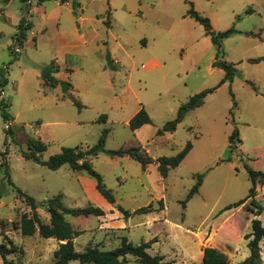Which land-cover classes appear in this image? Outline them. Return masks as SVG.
Wrapping results in <instances>:
<instances>
[{
  "label": "rangeland",
  "instance_id": "374dc122",
  "mask_svg": "<svg viewBox=\"0 0 264 264\" xmlns=\"http://www.w3.org/2000/svg\"><path fill=\"white\" fill-rule=\"evenodd\" d=\"M192 7L210 19L216 34L236 30L221 41L219 54L205 26L189 16ZM79 18L86 20L82 39L75 32ZM22 21L32 28L21 42ZM260 58L264 0H0V74L8 81L0 103L4 99L11 115L6 122L0 105V245L7 247V261L52 264L60 245L38 232L22 235L21 218L31 217L32 209L18 188L39 203L45 224L51 219L46 202L60 194L66 208L92 205L106 212L105 218L65 215L81 232L74 241L78 252L111 251L127 239L151 243L149 253L164 257L163 264H202L210 248L226 254L228 264L245 261L252 221L264 226V210L257 215L258 207L264 209V184H257V205L249 200L224 210L248 198L249 169L264 174V60L250 62ZM56 60L62 66L53 86L42 73L57 68ZM216 61L233 65L232 81L222 83L226 71ZM64 83L71 84V95ZM208 90L213 92L204 104L186 114L174 133L158 135L182 105ZM143 108L151 123L132 131L129 122ZM106 129L107 150L141 146L155 160L144 169L129 157L92 159L115 205L88 172L69 165L52 171L24 157L30 140L47 145L42 161L65 148L87 151ZM235 131L241 143L236 138L231 144ZM189 142L191 152L164 178L157 160L177 156ZM199 176V193L184 205ZM150 205V212L128 219L118 209L133 213ZM260 246L264 264V242ZM126 262L139 264L133 257ZM0 264H6L1 255Z\"/></svg>",
  "mask_w": 264,
  "mask_h": 264
},
{
  "label": "trees",
  "instance_id": "16d2710c",
  "mask_svg": "<svg viewBox=\"0 0 264 264\" xmlns=\"http://www.w3.org/2000/svg\"><path fill=\"white\" fill-rule=\"evenodd\" d=\"M25 2L33 1V0H24ZM40 4L45 2L46 0H37ZM68 0H64L63 2H67ZM189 16L204 25L206 28L207 35L212 37L213 43L218 48V54L221 50V41L232 34L236 33L234 28L216 34L213 31V27L211 21L207 17H203L199 15L194 8L192 7L189 10ZM20 26L23 27L21 32V42L24 41L26 37V32L32 28L30 23H26L22 21ZM25 26V27H24ZM264 59H252L250 62L259 63ZM215 67H219L226 71V76L222 83L227 82L228 80H233L234 67L233 65L228 64L227 62H218L214 63ZM58 70L53 66H49L42 73V78L47 82L49 81L53 86L59 84V80L56 79L53 75L57 73ZM1 75L0 81V97H2V92L8 81L4 79L3 73ZM67 86L68 83H64ZM67 88V87H66ZM253 88L257 91V88L253 85ZM213 90L204 91L200 94L193 96L190 101L181 106L178 112V116L175 120L167 123L162 130L158 131V135L162 136L166 133H174L178 125L184 120L186 114L190 111L201 107L204 104V100L209 93H212ZM264 96V95H263ZM4 99H1L0 105L2 106L1 114L6 122L11 120V115L7 111V106L3 103ZM77 105L81 107V105L77 102ZM105 117V116H104ZM151 123V117L146 111V109H141L129 122V127L132 131H137L141 129L143 126ZM109 131L106 129L103 135L100 138L99 143L93 148L88 149L87 151H83L80 148L72 149L65 148L62 153L51 157L48 161H42L41 156L47 150V145L37 140H30L29 147L30 153L24 154V157L28 160H32L37 164H41L52 171L59 170L64 165H69L70 168L74 172H82L86 171L95 178L98 182L97 189L100 194L111 204H116V198L112 194L110 190L107 189L104 184V179L102 175H100L97 171L94 170L92 165V159L97 158L100 154H106L111 158H123L129 157L142 165L144 169L150 164H153L155 160L147 155L142 149L141 146L132 147L128 149H120V150H107L106 149V141L107 135ZM238 139V142L241 143L238 138V133L235 131L230 137L231 144ZM193 149V144L189 142L183 151H181L175 157H163L157 160L159 166L158 170L161 175L165 178L168 176L169 172L172 169L179 167L188 154ZM1 167L6 169V176L8 177L9 183L14 185L11 180L10 173L8 171V165L5 162L1 163ZM250 179L252 182V188L250 190V194L247 199L240 201L238 203L232 204L228 206L224 211L232 210L234 208L241 207L250 200V204H256L257 201L255 199L257 192V184H264V174L261 172H255L251 169L248 170ZM204 180V176H199L197 178L196 185L190 191L187 200L184 202L186 205L187 201H189L194 195L198 194L200 191V187L202 186ZM18 193L23 197L27 205L32 209L31 217L27 214L23 215L20 223V230L24 237H33L37 232L44 239H56L60 242L58 249L54 253L55 261L52 264H70L72 262H79L80 264H127L126 259L128 257L135 258L139 264H163L164 257L156 255L153 256L149 253V249L151 248V243H142L141 245H134L129 242L127 239L122 241V244L111 251H102L98 247H88L84 252H78L75 248V239L81 235V232L75 230L71 224H69L65 215H73L76 217L80 216H96V217H105L106 212L99 207L89 206L84 209H69L66 208L62 202L63 195L60 194L56 196L54 199L46 202L47 211L50 214V223L45 224L42 222L41 218L38 214V209L40 208L39 203L31 196L23 192L21 189H17ZM4 196V189H0V199ZM118 209L125 215L128 219L132 215L135 214H143L148 213L152 210V205L136 210L135 212H130L128 210H124L121 206H118ZM264 209L262 207H258L257 215H260ZM253 211V210H250ZM253 232L250 236L246 238L249 239L248 247L250 250V256L243 262L239 264H263L262 261V251L260 244L264 242V226L263 223L259 219H254L252 221ZM7 247L2 244L0 245V255L6 264H15L14 262L7 261ZM228 256L222 253L217 248H210L204 251L202 264H228Z\"/></svg>",
  "mask_w": 264,
  "mask_h": 264
},
{
  "label": "crops",
  "instance_id": "0c3cea01",
  "mask_svg": "<svg viewBox=\"0 0 264 264\" xmlns=\"http://www.w3.org/2000/svg\"><path fill=\"white\" fill-rule=\"evenodd\" d=\"M32 2L33 1H29V2H27L28 4H32ZM39 9V8H38ZM37 9V10H38ZM32 12H33V9L31 10ZM53 16H55V13H51L50 14V18H53ZM78 21L79 22H83L82 24H79V27L75 30V32H76V34L78 35V37H79V39H82V38H84V36H85V34H83L81 31H82V28L85 26V22H86V20L85 19H83V18H79L78 19ZM30 24H31V22H30ZM20 25V24H19ZM27 35H26V40H27ZM26 40H25V42H26ZM12 41H13V38H12ZM65 55H67V53L65 54ZM116 64H118V62L117 61H114ZM54 63H57V70H58V72L55 74V75H57L58 73H60L61 72V63L59 62V61H57L56 60V62H54ZM56 79H57V77L56 76H54ZM70 86H68L67 88H66V92H67V94H69V95H71L70 93H69V91L71 90V84H69ZM256 87V86H255ZM257 88V87H256ZM258 91V90H257ZM263 95V94H262ZM106 203V201L104 202V204ZM110 205V204H109ZM108 206V205H107ZM106 206V207H107ZM109 208V207H108ZM99 218H101V217H99ZM103 218V217H102ZM105 218V217H104Z\"/></svg>",
  "mask_w": 264,
  "mask_h": 264
},
{
  "label": "built area",
  "instance_id": "2783aa9c",
  "mask_svg": "<svg viewBox=\"0 0 264 264\" xmlns=\"http://www.w3.org/2000/svg\"><path fill=\"white\" fill-rule=\"evenodd\" d=\"M58 2H62V1H64V0H57ZM18 50V52H20V50L19 49H17Z\"/></svg>",
  "mask_w": 264,
  "mask_h": 264
}]
</instances>
